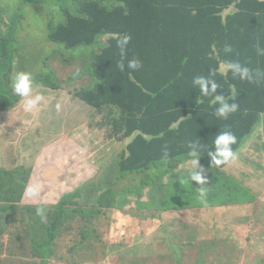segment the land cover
I'll use <instances>...</instances> for the list:
<instances>
[{
  "label": "trees",
  "instance_id": "trees-1",
  "mask_svg": "<svg viewBox=\"0 0 264 264\" xmlns=\"http://www.w3.org/2000/svg\"><path fill=\"white\" fill-rule=\"evenodd\" d=\"M63 1L67 2L65 19L57 25L49 23V41L68 50L93 47L101 38L106 42L96 44L99 49L95 51L92 63L96 84L91 88L70 90L72 100L84 102L102 116L109 110L111 133L121 142L128 141L118 165L123 174L119 170L120 175L110 183L111 188L104 193L100 203L102 209L110 212L123 211L125 207L131 209V205L124 204V195L129 192L136 195L133 210L139 211L140 216L153 218L155 215L154 219L161 217L163 212L196 209L199 213L203 208L225 209L252 203L249 189L219 172L230 165L218 167L217 172L216 166L211 167L207 151L213 147L215 135L225 129L236 135L237 144L233 148L239 151L245 145V139L255 131L254 127L263 123L264 55L257 54L256 45L264 48V0ZM122 34L132 38L127 58H139L142 67L138 71L127 69V60L123 72L117 67L121 59L117 39ZM6 39L0 36V63H5L4 71L0 65V112L10 110L20 102L9 87L14 54ZM226 44L231 45V53L224 52ZM227 60H237L248 66L253 70L254 78L249 82L234 78L231 72L226 76L217 72L215 79L222 88H218L216 94L228 97L233 90L239 105L227 119H221L214 115L216 105L211 103L212 98H202L199 89L193 87L192 79L196 75H207L211 69H218L221 61ZM257 72L259 75L255 74ZM35 84L54 91L60 89L52 72L37 75ZM112 110L119 114L114 124ZM197 139L205 149L199 164L202 162L212 184L206 185L207 205L197 199L200 185L184 182L187 169L177 173L179 164H187L190 159L187 142ZM0 145V163H7L12 150L6 143ZM165 148L169 153L167 161L162 158ZM258 156H264V150ZM3 167L0 166V176L6 190L21 192L20 186L24 187V184L18 180L17 173ZM128 174L140 177V185L114 192L115 184ZM102 176L88 185L98 189ZM81 185L69 196L86 194L89 198L87 183ZM191 189L194 190L190 192ZM116 195L120 196L118 202ZM240 195L245 199H240ZM63 198V203L54 210L46 225H39L40 215L32 213L30 233L36 231L41 236H31L21 252L12 250L13 239H7L6 243L2 240L11 227L7 226L9 211L14 209L2 210L0 264H56L59 262L56 241L68 230L77 233L79 244L85 246L86 253L95 255V258H88L84 253L79 254V263L104 259L107 245L99 244V232L95 228L101 217L97 204L81 203L85 209L78 217L79 211L72 209L78 204L66 205ZM138 221L139 217H136V224ZM16 252L21 256L16 257ZM3 253L9 255L2 258ZM125 262L143 264L144 257Z\"/></svg>",
  "mask_w": 264,
  "mask_h": 264
},
{
  "label": "rangeland",
  "instance_id": "rangeland-1",
  "mask_svg": "<svg viewBox=\"0 0 264 264\" xmlns=\"http://www.w3.org/2000/svg\"><path fill=\"white\" fill-rule=\"evenodd\" d=\"M66 5L63 0H0V36L7 38L13 49L12 73L28 71L35 80L41 73L52 72L60 88L57 91L44 86L35 88L46 97V103L37 113H25L21 102L0 112V143H6L12 150L7 163L12 158L18 180L24 187L32 182L42 185L40 203L29 200L31 205L27 206L21 192L6 190L0 176L1 225L4 224L2 210L14 209L8 214L7 226L11 227L2 238L4 243L13 239L12 250L21 252L31 236H41L36 231L30 233L32 213L37 207H43L45 211L39 225H46L65 196L66 205L78 204L72 206L79 211L78 217L85 209L81 203L97 204L101 217L95 228L99 232V244L106 243L107 251L99 262L79 263V254L84 253L88 258H95V255L86 253L77 233L68 230L56 241L59 260L56 264H127L125 261H135L138 257H144L143 264H264V156H258L264 150V116L262 125L258 123L254 127L255 131L237 151L239 161L228 169L219 170L249 189L252 203L225 209L203 208L199 213L196 209L163 212L161 217L154 219L155 215L153 218L140 216L139 211L133 210L136 195L129 192L124 195V204L131 205V209L125 207L123 211L113 212L102 209L100 203L104 193L120 175L118 165L125 148L109 136L111 131L105 116L87 112L91 106L78 99H69L73 89L91 88L96 84L92 73L94 53L99 49L96 44L106 42L101 38L93 47L68 50L49 41L47 26L51 22L57 25L64 21ZM4 64L0 63L3 71ZM112 116L114 124L119 114L114 112ZM61 151L68 154L67 163L56 172L57 166H51L53 175L46 173L49 161L44 159L45 155L61 154ZM28 157L32 158L30 164L25 160ZM7 163L1 162L0 166ZM105 168L100 187L88 185L99 181ZM189 168V162L180 163L177 173ZM216 169L218 172V167ZM82 183H87L89 198L86 194L70 197L69 194ZM140 183V177L128 174L119 179L113 191L128 186L137 188ZM211 185L208 179L207 186ZM116 196L118 202L120 196ZM239 198L245 199V196ZM136 217H139L137 224ZM17 252L15 256H21ZM8 255L3 253L1 257Z\"/></svg>",
  "mask_w": 264,
  "mask_h": 264
},
{
  "label": "clouds",
  "instance_id": "clouds-1",
  "mask_svg": "<svg viewBox=\"0 0 264 264\" xmlns=\"http://www.w3.org/2000/svg\"><path fill=\"white\" fill-rule=\"evenodd\" d=\"M131 36L128 34L120 35L117 39V47L120 49L121 59L117 63V67L120 71L125 70V60H127V69L131 71H138L142 67V62L137 57L131 59L127 58V49L131 42ZM225 53H231L233 51L231 45L224 46ZM256 52L258 55H264V48H261L259 44L256 45ZM219 72L222 75H227L231 72L232 76L239 77L241 80H248L251 82L254 78L253 70L248 66L240 63L237 60L221 61L218 69H211L207 75H196L192 79V85L194 88L199 89L200 96L211 97V103L216 105L214 115L217 118L227 119L228 116L236 112L239 105L235 102L236 93L230 90V95L225 97L223 94H216L218 88H222L217 83L215 76ZM259 75V73H255ZM9 87L15 96L20 98L21 107L25 113H37L41 107L46 103V97L42 92H36V84L34 76L28 71H14L9 77ZM231 101V102H230ZM237 144L236 135L228 129L219 131L215 135L213 141V147L207 151V156L210 157L211 167H221L234 164L238 160V153L233 148V145ZM187 148L189 149L187 155L190 158V168L186 172L185 183L196 182L200 185L198 189L197 199L200 203L207 205L208 197V178L206 170L199 164L201 153L205 150L204 146L199 143V139L187 142ZM165 161L169 158V153L165 148L163 157ZM42 185L39 182H32L25 186L24 196L34 203H40L39 197L41 193ZM44 208L37 207L36 213L43 217Z\"/></svg>",
  "mask_w": 264,
  "mask_h": 264
},
{
  "label": "crops",
  "instance_id": "crops-1",
  "mask_svg": "<svg viewBox=\"0 0 264 264\" xmlns=\"http://www.w3.org/2000/svg\"><path fill=\"white\" fill-rule=\"evenodd\" d=\"M69 99H70V101H74V100H72L71 97H70ZM90 111H93L92 108L87 109V112H90ZM114 112H117V111H116V110H115V111L112 110V114H113ZM117 113H118V112H117ZM98 114H99V113H98ZM99 115H101V114H99ZM103 116H105V117L107 118V123H108L109 110H107ZM109 136L112 137V138H114L115 140L119 141V143L122 144L124 148H126V146H127V144H128V141H127V142H121L120 139H119L118 137L114 136L112 133H111ZM130 141H131V140H130ZM31 159H32L31 157L26 158V159H25V160H27L26 163H27V164H30V163H31ZM44 159L49 161V166H50V167L47 166V168L45 169V172H46V173L50 172V173H52V175H53V174H54V171H53V169L51 168V166H57V167L55 168V172H56V170H58L59 167H62L63 165H65V164L67 163L69 157H68V154H67V153H65L64 151H61V154H56V153H54V152H50L49 154H46V155H45V158H44ZM14 167H15V166L13 165V161H12V158H11L10 162H8V163L6 164V166H4V170H6V171H8V172H16V173H17V170H14ZM100 171H101V170H100ZM105 171H106V168H105V170L103 171L102 175L104 174ZM100 173H101V172H100ZM17 176H18V173H17ZM47 178H49V177H47ZM49 179H52V178H49ZM84 184H86V183H84ZM24 188H25V187L20 186V189H21V193H20V195L23 196V203L26 204L27 206H29V205H31V203L29 202V199L26 198V197L24 196V194H23V193H24ZM75 189H76V188H75ZM77 189H78V188H77Z\"/></svg>",
  "mask_w": 264,
  "mask_h": 264
}]
</instances>
